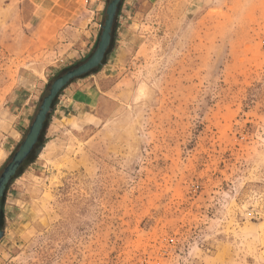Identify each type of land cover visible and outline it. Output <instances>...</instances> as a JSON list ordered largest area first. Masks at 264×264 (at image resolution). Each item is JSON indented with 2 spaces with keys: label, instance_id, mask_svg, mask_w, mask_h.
Returning a JSON list of instances; mask_svg holds the SVG:
<instances>
[{
  "label": "rangeland",
  "instance_id": "1",
  "mask_svg": "<svg viewBox=\"0 0 264 264\" xmlns=\"http://www.w3.org/2000/svg\"><path fill=\"white\" fill-rule=\"evenodd\" d=\"M111 1L0 0V178ZM1 227L0 264H264V0H121Z\"/></svg>",
  "mask_w": 264,
  "mask_h": 264
},
{
  "label": "water",
  "instance_id": "2",
  "mask_svg": "<svg viewBox=\"0 0 264 264\" xmlns=\"http://www.w3.org/2000/svg\"><path fill=\"white\" fill-rule=\"evenodd\" d=\"M121 0H112L109 4L107 11V19L104 25L103 33L101 36V40L96 52L83 64L78 67L67 71L61 77L56 79V81L52 84L48 95L45 97L41 109L30 127V131L21 144L19 149L16 151L12 161L5 168L1 178H0V209H1V199L4 195V191L12 179V177L16 174L18 168L23 164V162L27 159V157L34 150L36 144L38 143L39 136L44 127L45 120L48 116L49 111L51 110V106L56 98V96L60 93L63 87L68 84L73 78L83 76L91 72L95 67L100 65L105 57L107 49L112 40V27L113 22L118 10V6ZM3 236V230L0 228V238Z\"/></svg>",
  "mask_w": 264,
  "mask_h": 264
},
{
  "label": "flooded vegetation",
  "instance_id": "3",
  "mask_svg": "<svg viewBox=\"0 0 264 264\" xmlns=\"http://www.w3.org/2000/svg\"><path fill=\"white\" fill-rule=\"evenodd\" d=\"M38 144V143H37ZM37 144H36V146H35V148L37 147ZM34 148V149H35ZM34 151V150H33ZM32 153V152H31ZM31 155V154H30ZM30 155L27 157V159L30 157ZM27 159L23 162V164L27 161ZM23 164L18 168V170H17V172H16V174L14 175V176H16L17 175V173H18V171L20 170V168L23 166ZM13 176V177H14ZM12 177V178H13ZM1 203H2V199H1ZM0 228L2 229V227H1V209H0Z\"/></svg>",
  "mask_w": 264,
  "mask_h": 264
},
{
  "label": "crops",
  "instance_id": "4",
  "mask_svg": "<svg viewBox=\"0 0 264 264\" xmlns=\"http://www.w3.org/2000/svg\"><path fill=\"white\" fill-rule=\"evenodd\" d=\"M68 84H69V83H68ZM68 84H66V85L63 87L62 91H65V90H66ZM70 84H71V83H70ZM83 105H87V104H83Z\"/></svg>",
  "mask_w": 264,
  "mask_h": 264
}]
</instances>
